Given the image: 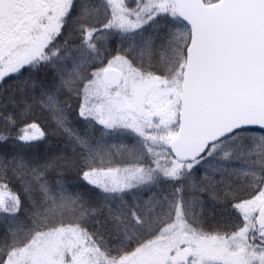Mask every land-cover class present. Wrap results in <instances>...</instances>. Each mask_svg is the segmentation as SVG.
I'll use <instances>...</instances> for the list:
<instances>
[{
	"label": "snow or ice",
	"instance_id": "snow-or-ice-1",
	"mask_svg": "<svg viewBox=\"0 0 264 264\" xmlns=\"http://www.w3.org/2000/svg\"><path fill=\"white\" fill-rule=\"evenodd\" d=\"M0 264H264V0H0Z\"/></svg>",
	"mask_w": 264,
	"mask_h": 264
}]
</instances>
